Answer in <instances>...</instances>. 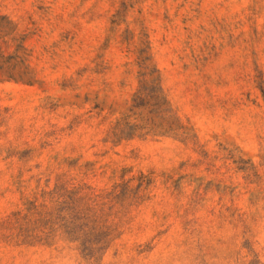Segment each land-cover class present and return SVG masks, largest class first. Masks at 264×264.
Wrapping results in <instances>:
<instances>
[{
  "label": "rangeland",
  "instance_id": "obj_1",
  "mask_svg": "<svg viewBox=\"0 0 264 264\" xmlns=\"http://www.w3.org/2000/svg\"><path fill=\"white\" fill-rule=\"evenodd\" d=\"M0 264H264V0H0Z\"/></svg>",
  "mask_w": 264,
  "mask_h": 264
}]
</instances>
